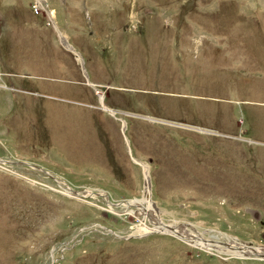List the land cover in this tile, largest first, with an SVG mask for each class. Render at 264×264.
<instances>
[{
	"label": "rangeland",
	"instance_id": "obj_1",
	"mask_svg": "<svg viewBox=\"0 0 264 264\" xmlns=\"http://www.w3.org/2000/svg\"><path fill=\"white\" fill-rule=\"evenodd\" d=\"M28 21L51 31L34 58L48 77L11 53ZM53 69L70 100L45 85ZM251 129L264 0H0V264H264L230 249L264 250ZM147 180L152 216L127 204Z\"/></svg>",
	"mask_w": 264,
	"mask_h": 264
},
{
	"label": "crops",
	"instance_id": "obj_2",
	"mask_svg": "<svg viewBox=\"0 0 264 264\" xmlns=\"http://www.w3.org/2000/svg\"><path fill=\"white\" fill-rule=\"evenodd\" d=\"M55 10V9H54ZM55 13H56V10H55ZM52 17L54 18L55 20V23L57 24V20L55 18V14L54 16L52 15ZM33 22V20H32ZM38 23V21H34V24L36 25ZM35 25H33L32 23H30V21L27 22V24H25L24 22H22L21 26H17V28H13L14 30L12 35H11V39L9 42H11V53L13 54V58L15 59V57H20L22 58L23 60L21 61V65L25 64L26 67H29V66H33V64H37V69H39V71H42V74L45 76V77H48V74H52L51 72L49 71H43L42 68L44 67V64L47 63L46 61V57L43 58L41 57L40 61L42 63H37L34 61V58L35 57H39L40 55V51L41 50H46L47 48V43H46V38H48V41L50 39L49 42H52V35H51V31L49 30V32L47 31V29H45L43 27V24L40 25L39 23V26L41 27V31L44 30V33L47 37H45V35H42L40 32H37V34H35V32L37 31V29L35 28ZM57 26V25H56ZM58 27V26H57ZM59 29V28H58ZM60 30V29H59ZM46 31V32H45ZM32 32H34V34H32ZM61 32V30H60ZM24 33H27V34H24ZM43 33V32H42ZM65 35V34H64ZM63 37H67V35H65ZM61 38H62V34H61ZM67 42L69 43L68 44V47L70 46V51L71 50H75L76 52L77 51H81L74 43L70 37H67ZM62 41H64L65 43V40L63 39ZM8 42V43H9ZM66 44V43H65ZM59 54L61 56L63 55H69V51H66V50H59ZM82 52V51H81ZM84 53V52H83ZM78 55V53H76ZM86 59V57H85ZM87 60V59H86ZM61 60L59 59L58 63H60ZM64 62V60H63ZM62 63V62H61ZM65 63V62H64ZM49 72V73H48ZM55 70L53 69V76L52 79H54L55 81H53L54 83H50L49 81L48 82H45V85H53V88L52 90H54L55 92H58L60 93V96L58 95V98H69L68 100H70V91H71V82L67 81L68 79L65 78L62 74H59L56 75L55 74ZM90 73V72H89ZM66 79V80H65ZM71 81V80H70ZM47 83V84H46ZM74 86V85H73ZM75 87V86H74ZM72 95V94H71ZM246 117H247V124L249 126L252 125L251 122L254 121L253 120V115H248L246 114ZM251 119V121L249 120ZM252 130V129H251ZM252 135L253 137L257 140V141H261V142H264V132H258V130H252Z\"/></svg>",
	"mask_w": 264,
	"mask_h": 264
},
{
	"label": "bare ground",
	"instance_id": "obj_3",
	"mask_svg": "<svg viewBox=\"0 0 264 264\" xmlns=\"http://www.w3.org/2000/svg\"><path fill=\"white\" fill-rule=\"evenodd\" d=\"M50 11H51L52 14H54L53 11H52V9H50ZM146 186H147L146 194H145V196H144L143 199H136V200H134L132 202H129L127 204H128V206L134 205V206L138 207L140 209V211H139L140 214L142 213V214H144L146 216L147 215H151L152 216L156 212V210L154 209V206L151 203V190H150V182L149 181L147 182V185ZM74 195H77L78 196L79 193L75 192ZM132 212H133V209H132ZM171 229H172V226L166 224V225L156 226V228H155L154 231H163V232H170L171 231V232H174L176 234H179L180 236H182L186 240L187 239L188 240H193V241L197 240L196 239L197 237H194L191 234H189L187 232V230H184V229L181 230V228H179L177 226H175V228L173 230H171ZM189 237H191V239H189ZM199 239L201 240V241H199L200 244H202L204 246H209L210 248H212L213 246H215V245H213V242L212 243H208L206 240L202 239L201 236L199 237ZM244 245L245 246H243V245L240 246L239 243L237 244V242H234V244L231 247L230 246L229 247L231 249V248L239 247L240 246L242 249H241L240 252L236 251V254L241 255V256L245 255L244 252H250L251 254L252 253H255V254H264V250H261L260 248L251 247L248 244H244ZM213 248H215V247H213ZM233 250H230V252H233Z\"/></svg>",
	"mask_w": 264,
	"mask_h": 264
},
{
	"label": "water",
	"instance_id": "obj_4",
	"mask_svg": "<svg viewBox=\"0 0 264 264\" xmlns=\"http://www.w3.org/2000/svg\"><path fill=\"white\" fill-rule=\"evenodd\" d=\"M66 46V45H65ZM73 193H75L74 191H72ZM235 251H238V252H240L241 251V247L239 246V247H234L233 248ZM244 254L246 255V256H252V255H254V256H260V257H264V254H255V253H250V252H244Z\"/></svg>",
	"mask_w": 264,
	"mask_h": 264
},
{
	"label": "flooded vegetation",
	"instance_id": "obj_5",
	"mask_svg": "<svg viewBox=\"0 0 264 264\" xmlns=\"http://www.w3.org/2000/svg\"><path fill=\"white\" fill-rule=\"evenodd\" d=\"M84 2H86V0H83Z\"/></svg>",
	"mask_w": 264,
	"mask_h": 264
}]
</instances>
